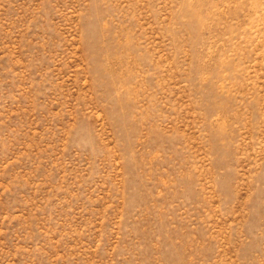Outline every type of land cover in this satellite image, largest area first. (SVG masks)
<instances>
[{"label": "rangeland", "instance_id": "1", "mask_svg": "<svg viewBox=\"0 0 264 264\" xmlns=\"http://www.w3.org/2000/svg\"><path fill=\"white\" fill-rule=\"evenodd\" d=\"M0 264H264V0H0Z\"/></svg>", "mask_w": 264, "mask_h": 264}]
</instances>
